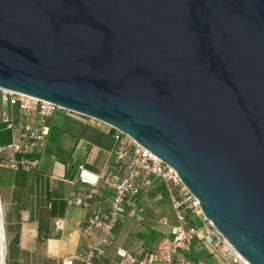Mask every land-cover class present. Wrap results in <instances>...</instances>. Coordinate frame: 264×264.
Here are the masks:
<instances>
[{
    "label": "water",
    "instance_id": "obj_1",
    "mask_svg": "<svg viewBox=\"0 0 264 264\" xmlns=\"http://www.w3.org/2000/svg\"><path fill=\"white\" fill-rule=\"evenodd\" d=\"M0 89L128 135L264 264V0H0Z\"/></svg>",
    "mask_w": 264,
    "mask_h": 264
},
{
    "label": "built area",
    "instance_id": "obj_2",
    "mask_svg": "<svg viewBox=\"0 0 264 264\" xmlns=\"http://www.w3.org/2000/svg\"><path fill=\"white\" fill-rule=\"evenodd\" d=\"M0 105L3 107L0 110V129L10 133V142L0 145V167H6L13 172L38 170L39 160L27 158L26 155L44 149L49 134L48 121L58 112L74 120H91L51 102L6 89H0ZM112 131L114 162L103 176L88 170L84 164H78L74 182L86 187L87 191L72 192L65 200L69 208L88 210L82 222V233L87 237H98V242L89 245L82 254L80 264H95L96 258L104 256V248L111 244L110 238L114 229L128 211H136V214L142 212L136 209L135 200L142 188L149 187L151 179L154 178L162 181L175 216L176 223L171 228V237L160 240L142 258L130 256L127 251L117 248L115 253L118 262L115 264H195L187 255L197 234L227 264H247L233 251L211 222L203 217L199 201L188 191L171 167L128 135L115 129ZM101 189L111 192L106 203L95 197L96 191ZM196 215L202 217L203 223L200 227L190 221V217ZM161 224L167 226V220L163 219ZM54 229L62 232L63 220H55ZM75 262L73 257L68 256L61 264Z\"/></svg>",
    "mask_w": 264,
    "mask_h": 264
},
{
    "label": "crops",
    "instance_id": "obj_3",
    "mask_svg": "<svg viewBox=\"0 0 264 264\" xmlns=\"http://www.w3.org/2000/svg\"><path fill=\"white\" fill-rule=\"evenodd\" d=\"M57 115L61 118L52 117L48 121L49 134L44 149L26 155L39 160L37 171L13 172L0 167V203L8 264H61L68 256L76 260L75 264H80V257L87 247L98 242L96 235L87 237L82 233V222L88 210L69 208L65 200L72 192L87 191L86 187L74 182L78 164H84L88 170L103 176L114 162L113 131L92 119L74 120L63 113ZM0 141V145L8 144L10 133L1 129ZM46 153L51 157L46 164L48 168L43 167ZM142 189L135 200L136 209L142 212L128 211L125 219L140 226L136 235L141 234L144 223H149L155 216L154 206H170L161 180L151 179V185ZM95 195L97 200L106 203L111 192L101 189ZM160 215L161 219L155 223L167 220L162 212ZM57 219L64 222L62 232L54 230L53 222ZM194 219L202 225L199 215L190 217L195 225ZM155 245L148 251L140 250L139 258L153 250ZM117 248L127 251L122 246ZM192 255L190 249L187 257L195 263Z\"/></svg>",
    "mask_w": 264,
    "mask_h": 264
},
{
    "label": "rangeland",
    "instance_id": "obj_4",
    "mask_svg": "<svg viewBox=\"0 0 264 264\" xmlns=\"http://www.w3.org/2000/svg\"><path fill=\"white\" fill-rule=\"evenodd\" d=\"M0 108V110L2 111L3 107H1V105ZM54 117L56 119L61 118V116L59 115ZM49 154H44L45 160L43 161V167L45 168H48L49 166H46L51 158ZM157 202L159 201H156V203ZM159 206L160 205H156L153 207V213L155 216L151 217L149 223H144L141 234L139 235H136V231L140 229V226L137 224L134 225L133 221L128 223V221L125 220L126 217H128V213H126L123 216L122 221L119 222L120 224H117V228L112 233V236L110 238L111 244L108 247L104 248V256L99 259L97 258L96 264L117 263L118 257L116 256L115 252L117 247L119 246L127 249V252L130 256L139 257L140 250L148 251L153 244H157L165 237H171L170 229L176 223L174 213L170 206ZM160 212H162L167 217L168 226H163L161 223H155L162 217V215H160ZM200 218L202 217L200 216ZM146 221L148 220L146 219ZM194 221L196 227L201 226V224L196 219H194ZM190 249L191 253L193 254L192 257L194 258L196 264H227L219 253L213 252V250L209 246H207L203 240H201L200 234L194 236ZM5 264H8V262L5 261Z\"/></svg>",
    "mask_w": 264,
    "mask_h": 264
},
{
    "label": "bare ground",
    "instance_id": "obj_5",
    "mask_svg": "<svg viewBox=\"0 0 264 264\" xmlns=\"http://www.w3.org/2000/svg\"><path fill=\"white\" fill-rule=\"evenodd\" d=\"M3 212L0 203V264H5L6 261V245H5V235L3 230Z\"/></svg>",
    "mask_w": 264,
    "mask_h": 264
},
{
    "label": "trees",
    "instance_id": "obj_6",
    "mask_svg": "<svg viewBox=\"0 0 264 264\" xmlns=\"http://www.w3.org/2000/svg\"><path fill=\"white\" fill-rule=\"evenodd\" d=\"M1 130V129H0Z\"/></svg>",
    "mask_w": 264,
    "mask_h": 264
}]
</instances>
